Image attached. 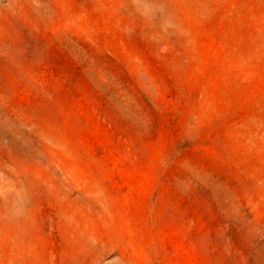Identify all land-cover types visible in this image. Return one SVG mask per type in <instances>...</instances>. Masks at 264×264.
<instances>
[{
  "label": "rangeland",
  "instance_id": "374dc122",
  "mask_svg": "<svg viewBox=\"0 0 264 264\" xmlns=\"http://www.w3.org/2000/svg\"><path fill=\"white\" fill-rule=\"evenodd\" d=\"M0 264H264V0H0Z\"/></svg>",
  "mask_w": 264,
  "mask_h": 264
}]
</instances>
